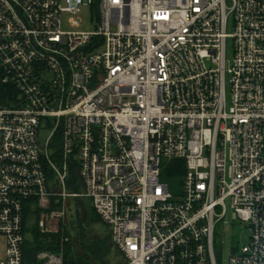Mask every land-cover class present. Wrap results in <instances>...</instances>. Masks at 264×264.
Masks as SVG:
<instances>
[{"label":"built area","instance_id":"1","mask_svg":"<svg viewBox=\"0 0 264 264\" xmlns=\"http://www.w3.org/2000/svg\"><path fill=\"white\" fill-rule=\"evenodd\" d=\"M0 71V264H65L85 199L126 264H222L235 222L228 264H264V0H0Z\"/></svg>","mask_w":264,"mask_h":264},{"label":"rangeland","instance_id":"2","mask_svg":"<svg viewBox=\"0 0 264 264\" xmlns=\"http://www.w3.org/2000/svg\"><path fill=\"white\" fill-rule=\"evenodd\" d=\"M70 17L71 15L68 13L62 14L61 19L63 30L72 29L70 26ZM80 17H82L84 21L80 29H92V15L89 6L82 7ZM228 30L231 32L232 27L229 26ZM227 56L228 59L233 57L232 39H229L227 43ZM171 186L172 191H180L182 189L181 182H172ZM90 206L92 205L89 199H85L76 203L74 201H67L66 228L71 233L70 244L77 251V254L82 258L86 255L82 247L78 245L79 231L82 230V227H84L85 230L90 231L89 237L93 240H97L108 234L110 235L109 227H107L101 220L93 223H87L92 217ZM250 236L251 230L245 222H235L234 224L230 225L229 223H219L216 229L215 239L223 254L222 264H228V260L235 249H242L244 246L248 245L250 243ZM5 246V237L0 235V258L4 255ZM109 259L110 264H126L124 257L114 246L111 247Z\"/></svg>","mask_w":264,"mask_h":264},{"label":"trees","instance_id":"3","mask_svg":"<svg viewBox=\"0 0 264 264\" xmlns=\"http://www.w3.org/2000/svg\"><path fill=\"white\" fill-rule=\"evenodd\" d=\"M1 76L0 71V103L7 102L6 96L13 90V88L1 82ZM175 179L176 175L174 173L166 177V180L171 184ZM68 186L71 190L80 191L82 189V183L75 167L70 170ZM90 207L92 217L87 223L100 221L93 207ZM81 229L82 230L79 231L78 245L82 247L86 255L82 258L77 254V251L70 244L71 233L65 228V234L70 237L69 242L65 244V264H110L109 255L111 254L112 247L111 236L108 234L97 240H93L89 237L90 231L85 230L84 227ZM26 230L30 232V236L25 241V249L29 254L40 249L56 250L59 247L61 233L43 234L39 231L36 224L26 226ZM214 247H219L216 240L214 241Z\"/></svg>","mask_w":264,"mask_h":264}]
</instances>
